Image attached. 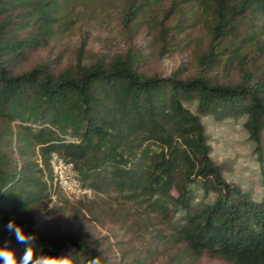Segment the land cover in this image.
<instances>
[{
  "label": "trees",
  "instance_id": "trees-1",
  "mask_svg": "<svg viewBox=\"0 0 264 264\" xmlns=\"http://www.w3.org/2000/svg\"><path fill=\"white\" fill-rule=\"evenodd\" d=\"M75 1L0 0V246L10 241L18 264L26 245L7 228L14 219L35 235L37 256L68 255L74 264L98 256L100 264H114L90 235L68 222L54 224L52 215L69 204L53 185L49 154L57 151L72 162L92 203L127 202L157 218L142 255L120 256V264H147L169 242L181 245L186 264L202 254L225 264H264V179L252 196L224 178L228 166L212 158L202 120L243 115L263 162L264 76L241 60L245 47L264 52V0H189V8L205 16L208 38L195 54L198 70L185 76L177 69L146 74L139 48L83 53L85 35L72 63L59 66L56 53L23 67L33 50L48 43L54 26L67 21ZM157 1L122 0V27L135 33L150 15L151 27L163 36L177 24L151 16ZM175 4L167 11L174 14ZM233 60L234 81L204 72ZM51 193L57 200L49 206ZM36 209L46 219L34 217Z\"/></svg>",
  "mask_w": 264,
  "mask_h": 264
},
{
  "label": "rangeland",
  "instance_id": "rangeland-1",
  "mask_svg": "<svg viewBox=\"0 0 264 264\" xmlns=\"http://www.w3.org/2000/svg\"><path fill=\"white\" fill-rule=\"evenodd\" d=\"M171 1L177 3L170 8L171 11L177 8L174 14L167 11ZM121 2L122 0H76L75 6L67 15V21L54 26L48 43L33 50L23 67L56 53L61 55L59 66L72 63L79 42L85 35L83 53H111L128 46L139 48L143 53L141 69L146 74L163 75L177 69L181 76H185L198 70L195 54L205 48L208 38L206 19L199 8H189V0H158L156 4L159 7L154 8L151 16L161 20L163 24H177L159 37L157 30L151 27L152 20L148 18L150 15L140 20L141 24L135 33L124 29L120 21ZM165 8L166 12L163 14ZM244 26L245 24L242 25V32ZM179 29L181 31L177 32ZM245 51L246 55L241 60L244 66L255 74L264 76V52H257L254 46L245 47ZM84 60L87 58L84 57ZM237 66L236 60H233L230 64L205 69L204 72L220 82H231L238 78ZM243 119L242 115L216 122L207 116L202 120L208 134L212 158L223 161L228 166L223 171L224 178L236 182L252 196H257L260 182L264 179V160L261 163L257 159L254 143L242 124ZM88 193L87 189L81 203L78 202L80 197L69 199L64 211L52 215L54 224L68 222L80 234L90 235L114 264L121 263L120 256L124 260L140 257L144 237L159 226L155 215H142L134 210V204L127 202L121 204L119 201H112L109 206L104 202L94 204ZM56 200V195L51 193L48 205ZM34 217L46 219L42 209H36ZM175 257H180V264H186L183 262L187 257L182 255L181 245L169 242L160 245L155 257L147 264H172ZM195 264L225 263L219 258L202 254L195 260Z\"/></svg>",
  "mask_w": 264,
  "mask_h": 264
},
{
  "label": "clouds",
  "instance_id": "clouds-1",
  "mask_svg": "<svg viewBox=\"0 0 264 264\" xmlns=\"http://www.w3.org/2000/svg\"><path fill=\"white\" fill-rule=\"evenodd\" d=\"M7 228L18 243L25 244L26 248L19 264H74L72 258L68 255L48 256L41 254L36 256L37 245L35 235L26 234L23 227L16 224L15 220H10ZM10 241H6L0 246V261L3 264H17L16 251L9 247ZM35 257V258H34ZM90 264H100L99 257H95Z\"/></svg>",
  "mask_w": 264,
  "mask_h": 264
},
{
  "label": "built area",
  "instance_id": "built-area-1",
  "mask_svg": "<svg viewBox=\"0 0 264 264\" xmlns=\"http://www.w3.org/2000/svg\"><path fill=\"white\" fill-rule=\"evenodd\" d=\"M49 164L53 173V185H57L69 199H75L86 192L72 169V162L63 158L57 151L49 154Z\"/></svg>",
  "mask_w": 264,
  "mask_h": 264
}]
</instances>
